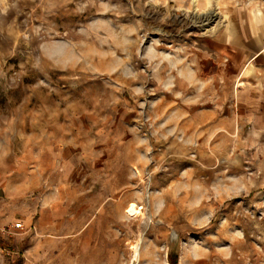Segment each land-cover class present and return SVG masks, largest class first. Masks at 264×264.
I'll return each mask as SVG.
<instances>
[{"label":"rangeland","instance_id":"374dc122","mask_svg":"<svg viewBox=\"0 0 264 264\" xmlns=\"http://www.w3.org/2000/svg\"><path fill=\"white\" fill-rule=\"evenodd\" d=\"M263 19L264 0H0V202L76 214L58 262L264 264Z\"/></svg>","mask_w":264,"mask_h":264},{"label":"crops","instance_id":"0c3cea01","mask_svg":"<svg viewBox=\"0 0 264 264\" xmlns=\"http://www.w3.org/2000/svg\"><path fill=\"white\" fill-rule=\"evenodd\" d=\"M264 30V19L259 30ZM13 202H0V264H75L74 260L58 262L54 260L55 250L64 254L65 247L53 246L54 241L69 243L81 235L83 225L74 222L75 213H49L38 219L26 212L18 216L12 211ZM17 223L19 227H15Z\"/></svg>","mask_w":264,"mask_h":264},{"label":"bare ground","instance_id":"6f19581e","mask_svg":"<svg viewBox=\"0 0 264 264\" xmlns=\"http://www.w3.org/2000/svg\"><path fill=\"white\" fill-rule=\"evenodd\" d=\"M128 213H134V214H137V213H139V210L136 208V206H134V205L132 204L131 207L128 209Z\"/></svg>","mask_w":264,"mask_h":264},{"label":"built area","instance_id":"2783aa9c","mask_svg":"<svg viewBox=\"0 0 264 264\" xmlns=\"http://www.w3.org/2000/svg\"><path fill=\"white\" fill-rule=\"evenodd\" d=\"M20 226V224L19 223H17V225H15V227L17 228V227H19Z\"/></svg>","mask_w":264,"mask_h":264}]
</instances>
